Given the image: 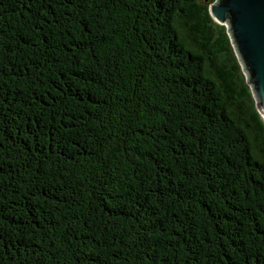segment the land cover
<instances>
[{
  "label": "trees",
  "instance_id": "trees-1",
  "mask_svg": "<svg viewBox=\"0 0 264 264\" xmlns=\"http://www.w3.org/2000/svg\"><path fill=\"white\" fill-rule=\"evenodd\" d=\"M215 0H0V264H264V118Z\"/></svg>",
  "mask_w": 264,
  "mask_h": 264
},
{
  "label": "water",
  "instance_id": "water-1",
  "mask_svg": "<svg viewBox=\"0 0 264 264\" xmlns=\"http://www.w3.org/2000/svg\"><path fill=\"white\" fill-rule=\"evenodd\" d=\"M209 10L215 21L227 25L264 118V0H215Z\"/></svg>",
  "mask_w": 264,
  "mask_h": 264
},
{
  "label": "rangeland",
  "instance_id": "rangeland-1",
  "mask_svg": "<svg viewBox=\"0 0 264 264\" xmlns=\"http://www.w3.org/2000/svg\"><path fill=\"white\" fill-rule=\"evenodd\" d=\"M246 76V75H245Z\"/></svg>",
  "mask_w": 264,
  "mask_h": 264
}]
</instances>
